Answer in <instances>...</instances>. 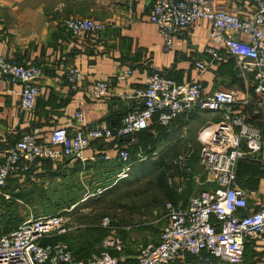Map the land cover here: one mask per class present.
Here are the masks:
<instances>
[{
	"label": "built area",
	"instance_id": "built-area-1",
	"mask_svg": "<svg viewBox=\"0 0 264 264\" xmlns=\"http://www.w3.org/2000/svg\"><path fill=\"white\" fill-rule=\"evenodd\" d=\"M248 1L254 10L250 16L241 17L221 0H154L148 19L156 25L166 50L172 47L176 34L189 29L198 19L208 20L211 26L203 52L209 61H195L197 71H206L224 50L236 58L241 75L250 80L255 99L264 102V0ZM63 26L73 37L105 29L104 23L80 16L64 19ZM240 35L246 36V40ZM40 76L38 66L21 64L0 55V81L21 85L20 107L25 111L33 110L41 93ZM131 77L130 68H118V81L126 82ZM80 78L79 68H68L66 79L71 89H78ZM109 93L106 81L91 85L90 95L94 99H104ZM125 98L131 102V109L115 126L100 121L88 127L83 111L78 110L74 114L77 127L71 133L56 128L43 138L35 128L23 134L6 150L0 163V190L8 179L25 176L41 160L83 161V152L93 141L133 135L147 129L153 119L156 124L167 126L193 110L218 112L220 120L201 128L197 134L200 143L197 161L204 171L203 178L191 174L188 165L196 152L193 147L174 161L181 173L167 178V185L178 194L186 190L188 181L205 185V188L190 195L185 204L179 200L165 202L164 222L156 243L142 246L133 264L183 263L187 255L205 263L210 258L228 264L239 263L246 237L264 235V207L248 211L247 193L235 173L238 161L257 160L262 148L261 132L248 120L244 110L251 95L246 93L240 99L232 89L204 93L198 79L178 82L154 68L145 77L144 87L127 92ZM117 149L113 156L102 153L93 159L122 161L117 174L123 177L130 170L129 152L126 145ZM155 155L153 153V158ZM62 220L61 216L31 220L0 236V264H121V260L108 252L80 259L66 244L46 243L47 238L66 231ZM108 223V218H103L102 225Z\"/></svg>",
	"mask_w": 264,
	"mask_h": 264
},
{
	"label": "crops",
	"instance_id": "crops-1",
	"mask_svg": "<svg viewBox=\"0 0 264 264\" xmlns=\"http://www.w3.org/2000/svg\"><path fill=\"white\" fill-rule=\"evenodd\" d=\"M153 1L0 0V55L21 64H34L41 69V93L32 111L20 107L19 83L0 81V163L11 145L35 128L43 138H47L56 128L73 132L77 127L74 114L78 110L83 111L88 127L100 121L110 126L117 125L131 109V102L126 100L125 94L144 87L145 77L154 68L178 82L198 79L204 93L232 89L240 99L248 93L252 87L250 80L241 75L236 58L224 50L220 51L219 59L210 63L206 71L200 73L195 68V61H209L203 52L208 45L211 26L208 20L198 19L189 29L176 34L172 47L166 50L156 25L148 19ZM221 3L241 17L250 16L254 10L248 0H221ZM75 16L102 22L105 29L73 37L64 28L63 21ZM240 38L246 40L244 35H240ZM71 66H76L81 72L77 90L71 89L66 79ZM119 67L132 70V77L128 81L116 79ZM99 80L109 85L110 93L104 99H94L90 95L91 85ZM236 80L241 81L242 87ZM244 110L248 120L259 128L262 144L257 160L238 161L235 168L239 185L247 193L250 212L264 207V102L255 99L253 107L247 105ZM194 112L184 113L174 119L170 126L167 125L169 132H174V135H169H172L171 139L187 138L186 149H196L194 144H197V149L200 146L197 135L194 139L186 128ZM220 118V113L214 112L212 120H205L198 129L215 124ZM154 123L153 119L150 126ZM119 147L115 139L93 141L83 152L84 160L78 161L82 167L78 173L85 170L84 173L95 174L97 171L90 167L93 157L100 153L113 156ZM75 162L78 164L77 161L56 162L51 167L68 172ZM41 169L40 165L39 171L42 172ZM193 183V188L198 191L205 187ZM195 193L191 191L188 197ZM179 201L186 203L182 199ZM262 263L264 235L246 237L242 260L236 264ZM221 264L228 263L221 261Z\"/></svg>",
	"mask_w": 264,
	"mask_h": 264
},
{
	"label": "rangeland",
	"instance_id": "rangeland-1",
	"mask_svg": "<svg viewBox=\"0 0 264 264\" xmlns=\"http://www.w3.org/2000/svg\"><path fill=\"white\" fill-rule=\"evenodd\" d=\"M213 113L208 110L194 112L191 121L186 124L190 136L195 139L197 131H200L198 129L200 125L205 120H212ZM158 128L154 123L148 129L151 134L144 132L138 136L141 148L137 150L135 156L144 161L157 160L158 157L164 156L166 158L163 164H171L172 171L176 157L184 155L187 150V138L178 139L175 137L171 139L172 135H169L171 133L174 135L173 131L169 132L164 128ZM148 135L151 137L148 138ZM153 140H155L154 144H152ZM194 145L196 156H198V146ZM153 153H156L155 158H153ZM131 155H133L132 151ZM192 168L193 174L204 176V171L197 162L193 163ZM59 171L61 174H67L65 178L61 174L42 177V179L40 177L35 180L25 177L18 178L19 192L31 193L27 199L16 196L14 193L17 191L0 190V232L6 226L4 218L14 211L23 217L16 228L31 220L61 216L66 231L47 238L46 243L60 242L69 248V242L73 241L75 237L80 241L79 236L84 235L81 233L93 230L95 233H91L90 239L95 244L91 254H98L99 251L111 254L112 251H116L119 253L117 258L123 261L134 259L144 244L153 243L158 239L164 222L162 218L163 204L167 200L156 199L155 193L152 192L148 184L154 179V170L138 174V178L132 176L130 179L127 175L119 177L117 174L114 180L119 182L113 188L109 187L105 191H102L103 187L111 184L108 180L110 178L105 179L109 183L102 185L105 181H97L93 178L94 174L84 173L85 170L80 173L78 171L71 173L60 168ZM171 171L169 174H172ZM100 182L101 184H99ZM191 191L197 192L198 189L193 188ZM103 218H108V225H102ZM87 248L91 249L92 247ZM69 249L73 251L71 248ZM123 249H128L133 256L130 258L129 253L123 252ZM81 256L83 255L81 254Z\"/></svg>",
	"mask_w": 264,
	"mask_h": 264
},
{
	"label": "trees",
	"instance_id": "trees-1",
	"mask_svg": "<svg viewBox=\"0 0 264 264\" xmlns=\"http://www.w3.org/2000/svg\"><path fill=\"white\" fill-rule=\"evenodd\" d=\"M236 82L242 87L241 81L236 80ZM248 93L251 95V101H250L248 106L252 105V107H253V100H255V96H254L252 87L248 90ZM193 111H198V110H193ZM175 120H173V122ZM156 125L159 128H161V129H163V128L166 129V130L169 129V128H167L168 126H160L158 124H156ZM149 127L147 129H145V130L136 132L133 135H128V136H124L122 138H118V139L116 138L115 139L116 143H118L120 146L121 145H126L127 148H128L127 149L128 152H129V160L128 161L131 163L129 173L127 174L128 179H130L132 176L136 177L138 174H145V173H148V172L154 170V172H155L154 179H153L152 182H148V184L151 187L152 192L155 193L156 199L158 198V199H162V201L163 200L164 201L165 200L172 201L174 203H176L179 199H182L183 202H185L186 198L188 197V195L190 194L191 190L194 187L193 186V184H194L193 182L194 181H188L187 182V188L182 194H178L172 188H170L167 185L168 176L173 175V173H175V174L181 173V171L179 170V168H178V166L176 164H174V167L172 168L173 170L171 171V169H170L172 167L171 164L170 165H169V163H167L165 165L163 164L164 160L166 158L164 156L158 157L157 160L148 159V160H145V161L143 159H137V157L135 156V153L137 152V150L139 148H141V145L138 142V136L141 135L144 132L148 133V134H151L148 131ZM147 137L150 138L151 136L148 135ZM164 137H166V136H164ZM154 142H155V140L152 141V144H154ZM104 145H105V147H108L107 143H104ZM131 151H132L133 155H131ZM101 154L102 153L97 154L96 157H99ZM139 160H140V162H139ZM194 162H198L197 161L196 152L193 155V157L189 160V163H188L189 167H191V174H193L192 165H193ZM79 163L80 162H78V164L76 162L74 163L73 169H70L71 173H75V171L81 170L82 167H81V165ZM52 164H53V162H51V161L41 160V161L38 162V166L36 168L31 169V172L27 173L23 177L35 180L36 178H40V177L42 179V177H46V176H49V177L55 176V175L59 176V174H61L59 169L58 168H56V169L53 168L52 169V167H51ZM40 165L42 167V169H41L42 172L39 171L40 170ZM122 166H123V162L118 160V159H113V160H109V161L94 159V161H92L91 164H90V167H93L97 171L94 174V177H93L94 179H96L97 181L100 180L101 182L105 181V182L102 183V185L111 182L110 185L107 184L106 187H103L104 189L102 191H105L109 187L113 188L117 184V182H119V181L115 182L114 177L121 170ZM170 171L172 172V174H169ZM71 173H69V174H71ZM61 175L63 176V178H65V175H67V174H61ZM138 177L139 176H137V178ZM19 178H21V177H19ZM106 178H110V179H108L109 182H108V180L107 181L105 180ZM17 179L18 178H10V179H8V181H7V184L9 183L8 186L6 184V186L3 187L1 189V191H3V190H5V191L9 190V192L10 191L11 192L17 191L18 193L17 192L14 193L16 196H19L20 198H26L27 199L31 195V193L30 192H21V191L19 192V189L17 187V185H18ZM101 182L99 184H101ZM204 188L205 187H203L201 189H204ZM165 202H164V204H165ZM164 204H163V208H164ZM4 220H5L6 226H5L4 230H2L0 232L1 236L4 235V234H8L11 231H13L14 229H16L18 224L23 220V217L19 216L16 213V211H14L13 213H10L9 215H7L4 218ZM91 233H95V232L93 230H86L84 233H81V234H84V235H80L79 236L80 241H79L78 238L75 237V239L73 241L69 242V248H71L73 250L72 252L77 258L86 259V258H88V257H90L92 255L91 251H94V244L95 243H93L91 241V239H90V237L92 236ZM99 233H101V232H99ZM156 241L153 242V243H156ZM145 245L146 244H144V246ZM87 247H92V248L88 249ZM84 248H85V250H83ZM124 251L129 253V255H130L129 257L130 258H131V256H133V254L128 249H123V252ZM99 252H97V253H99ZM81 254L83 256H81ZM117 254H119V253H116V251H112V253L110 255H112V256L117 258V257H119ZM137 254H138V252H137ZM137 254H136V256H137ZM132 259L133 258H131V260H128V261L127 260L123 261L121 259H119V260H121V264H133V262L136 259V257H134L133 260ZM199 263L200 264H220L221 261H219L217 259H214V258H210L208 260V262L205 263V262L198 261L194 256L187 255L186 260L183 263L176 262V263H167V264H199Z\"/></svg>",
	"mask_w": 264,
	"mask_h": 264
}]
</instances>
